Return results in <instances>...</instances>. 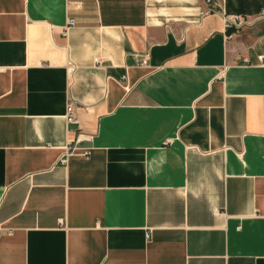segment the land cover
<instances>
[{
  "label": "crops",
  "instance_id": "0c3cea01",
  "mask_svg": "<svg viewBox=\"0 0 264 264\" xmlns=\"http://www.w3.org/2000/svg\"><path fill=\"white\" fill-rule=\"evenodd\" d=\"M259 56L264 0H0V264H264Z\"/></svg>",
  "mask_w": 264,
  "mask_h": 264
},
{
  "label": "built area",
  "instance_id": "2783aa9c",
  "mask_svg": "<svg viewBox=\"0 0 264 264\" xmlns=\"http://www.w3.org/2000/svg\"><path fill=\"white\" fill-rule=\"evenodd\" d=\"M208 4H211L214 2V0H205ZM221 14L224 19V25H225V30H229L232 28H240L241 26L245 25L247 21L245 20L244 17L239 16V15H228L225 10H221ZM74 22L71 20L70 25H73ZM258 60L261 64L264 65V56H259ZM142 64H146L144 61ZM67 123L69 124H74L77 122L76 116H75V106L71 103L67 107ZM82 142L81 138H78L76 141V144H80ZM88 154V153H86ZM67 159H63L62 162H66Z\"/></svg>",
  "mask_w": 264,
  "mask_h": 264
}]
</instances>
